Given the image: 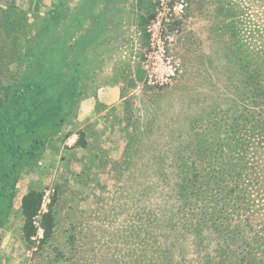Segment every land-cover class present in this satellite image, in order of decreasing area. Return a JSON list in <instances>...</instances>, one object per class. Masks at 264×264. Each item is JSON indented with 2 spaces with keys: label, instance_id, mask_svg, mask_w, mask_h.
Here are the masks:
<instances>
[{
  "label": "rangeland",
  "instance_id": "rangeland-1",
  "mask_svg": "<svg viewBox=\"0 0 264 264\" xmlns=\"http://www.w3.org/2000/svg\"><path fill=\"white\" fill-rule=\"evenodd\" d=\"M187 4L179 72L154 89L140 68L151 0H0V89L26 73L42 22L99 31L103 60L101 83L0 210V264H264V19L252 0ZM31 189L54 228L27 246Z\"/></svg>",
  "mask_w": 264,
  "mask_h": 264
},
{
  "label": "trees",
  "instance_id": "trees-1",
  "mask_svg": "<svg viewBox=\"0 0 264 264\" xmlns=\"http://www.w3.org/2000/svg\"><path fill=\"white\" fill-rule=\"evenodd\" d=\"M49 22H42L28 41L23 53L26 73L0 89V210L4 214L11 209L24 170L37 165L50 136L75 117L79 104L90 97L89 87L100 82L91 71L103 67L97 49L99 31L80 33L75 19L59 32L60 27ZM35 55L39 61L34 60ZM76 146H86L83 132H78ZM42 200L38 189L29 190L20 199L27 246L34 244L36 218L43 232L42 243L54 228L52 204L41 212ZM55 201L53 196L52 203Z\"/></svg>",
  "mask_w": 264,
  "mask_h": 264
},
{
  "label": "built area",
  "instance_id": "built-area-1",
  "mask_svg": "<svg viewBox=\"0 0 264 264\" xmlns=\"http://www.w3.org/2000/svg\"><path fill=\"white\" fill-rule=\"evenodd\" d=\"M152 15L146 25V50L141 59V71L147 86L160 89L169 85L179 72L178 63L171 52L175 41L174 26L187 11V0H151ZM47 193V191H45ZM42 200L41 212L44 208ZM37 234L43 233L36 218Z\"/></svg>",
  "mask_w": 264,
  "mask_h": 264
},
{
  "label": "flooded vegetation",
  "instance_id": "flooded-vegetation-1",
  "mask_svg": "<svg viewBox=\"0 0 264 264\" xmlns=\"http://www.w3.org/2000/svg\"><path fill=\"white\" fill-rule=\"evenodd\" d=\"M255 3L254 8L257 14L264 19V0H252V3Z\"/></svg>",
  "mask_w": 264,
  "mask_h": 264
}]
</instances>
